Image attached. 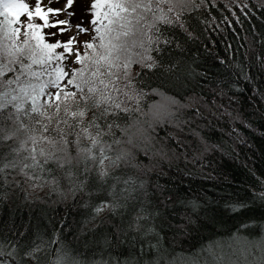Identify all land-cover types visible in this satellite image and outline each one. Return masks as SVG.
I'll list each match as a JSON object with an SVG mask.
<instances>
[{
  "label": "snow or ice",
  "instance_id": "1",
  "mask_svg": "<svg viewBox=\"0 0 264 264\" xmlns=\"http://www.w3.org/2000/svg\"><path fill=\"white\" fill-rule=\"evenodd\" d=\"M53 2L0 0V185L22 182L33 188H59L63 184L73 197L83 193L99 200L91 205L95 218L105 210L114 214L134 206L145 194L141 177L149 170L133 162L134 150L143 148L147 155L151 146L159 145L154 154L168 161L187 159L189 154L193 160L203 159L223 151L202 133L210 129L220 133L221 141L224 136L233 138L235 129L226 131L217 124L239 119L232 107L238 104L235 83L216 81L217 87L190 99L160 93L162 101L152 104H145L146 93L137 86L148 70H165L151 53L165 51L164 46L181 47L173 39V29L183 28L185 13L201 7L197 0H90L91 28H85L83 20L75 25L71 20L51 21L52 15L64 11L51 7ZM74 2L67 0L66 7ZM231 4L240 13L230 12L237 24L241 15L249 18L251 5L245 0H231ZM221 19L232 26L228 17ZM70 26L78 34L93 32L91 40L82 42L83 51L77 47L81 41L76 36L52 40ZM51 28L57 31H45ZM258 59L264 68V56ZM133 64L141 71L133 73ZM173 67L170 64L166 71ZM234 79L250 80L243 64ZM221 84H228L227 90ZM189 109L191 114L185 118ZM165 125H172L187 138L169 134L165 140H172L175 147L167 146L156 133ZM233 140L244 142L238 135ZM257 181L260 191L255 197L264 200V177ZM232 207L242 209L245 204ZM145 219L137 212L128 225L136 233L135 253L125 260L100 264H162L158 246L150 239H139L150 231L140 224ZM59 243L56 235L51 239L35 236L23 243L0 238V264H83L74 252L71 257L62 252L50 259L48 249ZM215 243L222 247V254L211 245L206 251L217 264H264V236L233 235L223 245ZM153 249L155 256L151 255ZM190 264L212 261L192 260Z\"/></svg>",
  "mask_w": 264,
  "mask_h": 264
},
{
  "label": "trees",
  "instance_id": "2",
  "mask_svg": "<svg viewBox=\"0 0 264 264\" xmlns=\"http://www.w3.org/2000/svg\"><path fill=\"white\" fill-rule=\"evenodd\" d=\"M245 2L251 5L247 8L249 18L241 15V23L237 24L235 15L240 13L231 0H197L201 7L185 13L183 28L173 29V39L181 47L164 46L165 51L151 53L163 63L165 70H148L137 85L146 93L145 104H152L162 101L160 93L190 99L217 87L216 81L235 83L233 91L238 104L232 107L237 109L239 119L221 120L217 127L226 131L235 129L233 138L238 135L243 143L234 142L228 136L221 141L219 132L206 129L202 135L208 137L210 143L220 144L222 152H211L203 159L193 160L189 154L187 159L168 161L154 154L159 145L151 146L147 155L143 148L134 150L133 162L149 170L141 177L145 181L141 191L145 194L134 206L118 209L114 214L105 210L95 218L91 205L99 200L83 193L73 197L63 184L59 188L51 185L33 188L22 182L2 184L0 238L23 243L35 236L51 239L56 235L60 243L48 249L50 259L54 260L62 252L71 257L74 252L83 264L125 260L136 251V233L130 231L128 225L140 212L146 217L140 224L150 231L147 237L139 239H150L158 246L162 264H190L192 260H214L206 249L209 245L222 249L216 241L223 245L233 235H247L249 239L264 236V200L255 197L260 191L257 178L264 177V100L261 99L264 97V68L258 59L264 56V0ZM89 3L90 0H75L70 8L71 13H75L70 18L73 23L83 20L85 28L92 27L89 24L92 17L87 12ZM225 5H231L230 9ZM221 17H228L232 26L225 25ZM50 19L54 22L56 15ZM207 20L212 23L206 24ZM65 34L52 40L66 41ZM83 36L78 39L81 44L77 45L82 51V42L91 40L93 32ZM170 64L174 67L168 72ZM242 64L250 77L248 81L234 79ZM132 71L136 73L141 69L133 64ZM228 84L221 86L227 90ZM190 114L191 109L185 118ZM156 133L158 140L172 147L175 144L165 140L167 135L187 138L172 125L157 128ZM249 186H253L254 191ZM238 202L245 207L234 210L232 206ZM242 224L247 228H242ZM20 233L25 235L21 237ZM151 255H156L155 249Z\"/></svg>",
  "mask_w": 264,
  "mask_h": 264
},
{
  "label": "rangeland",
  "instance_id": "3",
  "mask_svg": "<svg viewBox=\"0 0 264 264\" xmlns=\"http://www.w3.org/2000/svg\"><path fill=\"white\" fill-rule=\"evenodd\" d=\"M62 2H60L59 0H54L53 3H51V7L53 8H61V9H64V11L62 13H60L59 15H56V18L57 19H60V20H71V10L70 8H67L66 7V4H67V0H61ZM30 3H34V0H29ZM44 3L47 4L48 3V0H44ZM57 3V6H55ZM54 5V6H53ZM78 22L76 23H73L71 21V24L72 25H75L77 24ZM69 36H76L77 39H79L80 37L83 36V34H78L77 33V29L75 27H72L70 26V30L69 31H66V34H65V38L68 39ZM85 37V36H83ZM82 40V39H81ZM73 66V65H72ZM75 67V66H73ZM216 252L218 253H221L222 254V249H215ZM225 259H227V257H225ZM233 259H235V257H233ZM212 264H217V262L215 260H212Z\"/></svg>",
  "mask_w": 264,
  "mask_h": 264
},
{
  "label": "bare ground",
  "instance_id": "4",
  "mask_svg": "<svg viewBox=\"0 0 264 264\" xmlns=\"http://www.w3.org/2000/svg\"><path fill=\"white\" fill-rule=\"evenodd\" d=\"M249 188H250V190H253V186H249ZM215 249H216V247L215 248H213V250L215 251ZM177 264H181V262H177Z\"/></svg>",
  "mask_w": 264,
  "mask_h": 264
}]
</instances>
